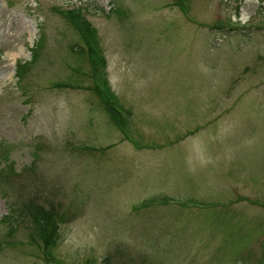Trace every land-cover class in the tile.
<instances>
[{
    "label": "rangeland",
    "instance_id": "rangeland-1",
    "mask_svg": "<svg viewBox=\"0 0 264 264\" xmlns=\"http://www.w3.org/2000/svg\"><path fill=\"white\" fill-rule=\"evenodd\" d=\"M175 1L0 0V264H264V0Z\"/></svg>",
    "mask_w": 264,
    "mask_h": 264
},
{
    "label": "trees",
    "instance_id": "trees-1",
    "mask_svg": "<svg viewBox=\"0 0 264 264\" xmlns=\"http://www.w3.org/2000/svg\"><path fill=\"white\" fill-rule=\"evenodd\" d=\"M174 3L176 5H180V0H176ZM222 27L223 26H221V28ZM83 53H84V55H86L85 51H83ZM89 54H90L91 60L93 61L92 62L93 70L97 71L98 70L97 61L95 59L92 48H90ZM95 90L97 91V93H99V90L97 88ZM107 109L110 112V114H112L111 115L112 118L114 119V117H115L114 120L117 122L115 112H113L110 109V107H108V106H107ZM38 217H42L44 219V221H45L44 228H42V225L37 222ZM55 219H56V212L54 210H45L41 207H37L35 212H34V224H35L34 230L36 231V233H34L32 236L33 237L36 236L38 238V241H42L41 240V238H42L46 245L50 244L52 242L53 228L58 226L56 224Z\"/></svg>",
    "mask_w": 264,
    "mask_h": 264
}]
</instances>
